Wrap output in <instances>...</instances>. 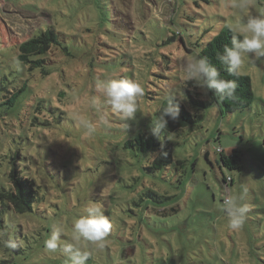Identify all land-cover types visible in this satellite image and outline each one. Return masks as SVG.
Here are the masks:
<instances>
[{"label":"rangeland","instance_id":"rangeland-1","mask_svg":"<svg viewBox=\"0 0 264 264\" xmlns=\"http://www.w3.org/2000/svg\"><path fill=\"white\" fill-rule=\"evenodd\" d=\"M261 15L264 0H0V152L25 150L16 161L40 187L33 211L2 215L17 247L0 244V264H68L44 242L53 225L63 227L62 243L71 242L73 220L93 202L113 227L103 249L81 240L90 252L86 264H264V60L242 66L255 97L234 113H221L208 92L181 79L183 59L199 54L201 41ZM50 27L68 50L53 57L51 76L37 84L15 46ZM114 78L144 88L126 133L96 91ZM24 81L30 88L18 102L1 105ZM61 90L62 97L48 99ZM187 90L208 102L199 109L188 103L202 120L168 134L175 161L150 173L152 152L126 144L151 128L168 94L190 100ZM41 101L60 111L37 114L50 118L49 125L32 123ZM218 148L227 156L238 148L243 170L223 167V174ZM10 161L0 155L2 183ZM223 175L233 178L227 190ZM241 185L250 211L241 229L229 230L223 199ZM149 190L170 198L141 200ZM170 207L177 211L157 213Z\"/></svg>","mask_w":264,"mask_h":264},{"label":"trees","instance_id":"trees-1","mask_svg":"<svg viewBox=\"0 0 264 264\" xmlns=\"http://www.w3.org/2000/svg\"><path fill=\"white\" fill-rule=\"evenodd\" d=\"M39 30L40 31L38 34L35 33L28 40L23 41L15 46L18 49L17 59L27 66V72L29 73L28 80L35 78L38 81L37 84H39V82H43L41 79L47 80L51 76L53 71L50 64L54 62L53 57H56L58 52L68 50L67 47L63 45V41L55 29L50 27L46 30L43 28H40ZM209 30L210 29L207 31ZM232 37L233 29L228 25H224L221 30L211 39L200 42L202 47L199 51V54L207 57L209 61L218 69L222 77L229 80H235L237 84L236 95L233 98L221 99L214 94V90L208 91L210 95L209 103L216 104L219 107L221 113H234L238 110L248 109L252 105L255 97L251 77L249 75L243 74H241L239 77L231 75L228 73L226 66L222 65L217 59V53L222 52L225 45H230ZM187 49L189 51L191 50V48ZM35 72L36 74L34 75ZM28 88H30V83L28 81H24L23 83L19 84L13 89L10 95L5 96V100L1 102V105H13L15 102H18L19 97ZM187 91L190 94V100L177 96L179 99H182L179 101L178 118L176 120H172L166 117L168 119V125L167 129L164 130L165 139L162 140L161 136L158 137L153 135L150 128L146 133H141L135 139L129 140V142L126 144L127 146L137 148L144 153H147V151L152 152L154 155L153 161L148 166L150 173H155L157 170L166 169L175 161L174 144L171 139L168 138V134L181 129L183 130L185 127L189 126L194 129V127L199 125V122L202 120V114L192 112L188 108V103L191 101V104L199 109L200 107H206L208 102L206 103L204 100L194 96L191 90ZM64 92V90L55 92L54 96L56 97H53V93L49 94L48 99L54 101L55 98L62 97ZM167 103L168 100L166 97L162 101L159 109L166 106ZM34 109L35 111L32 116V123L36 121L42 125H49L51 123V119H42L37 116L38 113L43 114L46 110L47 112L53 113V115L56 116V109L60 113L56 106H48L44 103V101L37 103ZM159 109L155 113L156 119L159 115ZM23 138L24 137H21V140H23ZM17 149L18 151L16 152L13 149H11L10 152H0V155L11 158L9 167H6L8 169V177L5 179L4 183L0 182V233L4 234L8 239H10V237L6 231L7 225L6 221L2 219V215L7 212L22 214L33 211L34 202L37 200V191L38 188H40L36 178L33 175L31 177L21 173L22 169L20 167V163L19 161H16V159L18 157H22L25 153V150L23 151L19 148ZM217 151L220 153V168L222 172L224 171L223 167L237 169L239 171L243 170L244 166L242 154L238 148L233 149L229 156L223 153L224 151L222 148H218ZM205 154L209 159V152L206 151ZM0 171L2 172L1 169ZM226 178L227 176L223 175L224 190H227L233 182L232 180L231 183H227ZM144 197L145 199L156 201L158 203L170 198L169 196L158 195V193L152 190H149L146 193L144 192L141 195V200H143ZM168 211L176 212L177 210L175 207H170L168 209L164 208L162 211H157V213L168 214Z\"/></svg>","mask_w":264,"mask_h":264},{"label":"clouds","instance_id":"clouds-1","mask_svg":"<svg viewBox=\"0 0 264 264\" xmlns=\"http://www.w3.org/2000/svg\"><path fill=\"white\" fill-rule=\"evenodd\" d=\"M217 59L227 68L228 73L239 77L241 68L247 62L264 60V15L253 16L239 30H233L230 45H225L222 52L217 53ZM182 82L189 81L203 90L205 94L214 90V94L221 99L233 98L236 95L237 84L235 80L225 79L209 59L200 54L182 61ZM96 91L103 103L110 107L125 127L126 133L129 121L135 118L138 111L137 101L144 95V88L136 82L126 79H109L96 85ZM168 103L159 109L157 119L151 124V133L161 136L167 129L168 119L176 120L179 116V99L171 94L167 95ZM96 101H93L95 104ZM167 117V118H166ZM81 125L91 130V125L81 120ZM248 188L241 185L236 194H228L224 197L222 211L227 217L229 230L242 228L249 206L244 203ZM113 225L104 214V209L98 203H90L83 207L80 214L72 222L71 242L62 243L61 237L64 229L61 225H53L52 232L44 242V247L49 252L57 249L66 257L68 264H86L90 258V252L81 246V240L88 242L96 249L105 247L106 237ZM0 244L7 249H15L16 242L13 239L3 238L0 233Z\"/></svg>","mask_w":264,"mask_h":264},{"label":"built area","instance_id":"built-area-1","mask_svg":"<svg viewBox=\"0 0 264 264\" xmlns=\"http://www.w3.org/2000/svg\"><path fill=\"white\" fill-rule=\"evenodd\" d=\"M232 180H233V179H232V177H230V176L226 178L227 183L232 182Z\"/></svg>","mask_w":264,"mask_h":264}]
</instances>
